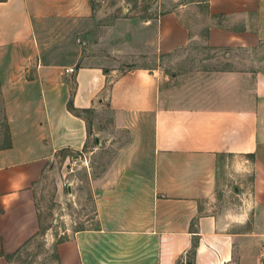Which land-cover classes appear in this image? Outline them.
Returning <instances> with one entry per match:
<instances>
[{
    "label": "crops",
    "instance_id": "0c3cea01",
    "mask_svg": "<svg viewBox=\"0 0 264 264\" xmlns=\"http://www.w3.org/2000/svg\"><path fill=\"white\" fill-rule=\"evenodd\" d=\"M190 4H203V34H192L180 9L164 13L154 20L158 55L201 39L213 51L252 53V65L216 72L219 93L174 106L154 70L119 74L40 56L34 22L88 16L87 0H0V97L10 143L0 148V264L39 231L34 186L46 168L58 152L86 146L88 123L68 111L70 100L79 111L107 105L114 130L144 136L124 165L98 181L93 226L56 244L58 264H264V0ZM229 157L249 163L250 192L241 197L235 187L242 204L215 211Z\"/></svg>",
    "mask_w": 264,
    "mask_h": 264
},
{
    "label": "rangeland",
    "instance_id": "374dc122",
    "mask_svg": "<svg viewBox=\"0 0 264 264\" xmlns=\"http://www.w3.org/2000/svg\"><path fill=\"white\" fill-rule=\"evenodd\" d=\"M196 1L204 0H87L88 16L41 19L34 22L33 32L40 56L51 64L78 68L96 63L115 68L119 74L135 68L158 72L161 95L175 106L206 93H219L216 72L252 65V53L213 51L201 39L170 55L156 53L154 20L164 13L180 9L182 22L192 34H203L204 7L190 4ZM2 105L0 97V148L8 144ZM82 116L89 130L86 146L80 152H58L34 186L39 231L10 258V264H58L56 244L93 226L98 181L116 163L124 165L132 154L129 148L139 145L144 136L114 130L107 105ZM218 175L215 211L241 205L240 198L250 192L249 163L229 157ZM235 187L241 197L235 195Z\"/></svg>",
    "mask_w": 264,
    "mask_h": 264
},
{
    "label": "trees",
    "instance_id": "16d2710c",
    "mask_svg": "<svg viewBox=\"0 0 264 264\" xmlns=\"http://www.w3.org/2000/svg\"><path fill=\"white\" fill-rule=\"evenodd\" d=\"M71 96H72V93H71ZM68 111H70L72 114L76 115V116H80L81 114H84L86 112H88L89 110H83V111H79V110H76L73 106H72V101L70 100L68 102ZM10 146V143H9V136H8V144L6 147H9ZM13 256V255H12ZM12 256H7L6 258L8 259V262H10V258Z\"/></svg>",
    "mask_w": 264,
    "mask_h": 264
},
{
    "label": "built area",
    "instance_id": "2783aa9c",
    "mask_svg": "<svg viewBox=\"0 0 264 264\" xmlns=\"http://www.w3.org/2000/svg\"><path fill=\"white\" fill-rule=\"evenodd\" d=\"M65 72L67 74H73L75 72V69L74 68H69V69H66Z\"/></svg>",
    "mask_w": 264,
    "mask_h": 264
}]
</instances>
